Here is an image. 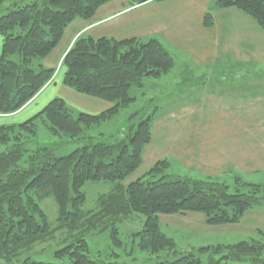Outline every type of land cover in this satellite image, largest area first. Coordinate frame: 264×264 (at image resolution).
<instances>
[{"label":"trees","instance_id":"1","mask_svg":"<svg viewBox=\"0 0 264 264\" xmlns=\"http://www.w3.org/2000/svg\"><path fill=\"white\" fill-rule=\"evenodd\" d=\"M0 0V113L13 115L30 103L54 79L56 68L45 59L76 18L90 19L110 0H33L5 7ZM150 0H131L134 4ZM215 8H238L252 17L264 31V0H216ZM212 24V14L204 18ZM175 58L159 40L152 38L78 37L65 54L63 84L74 91L104 100L111 107L98 114L72 110L62 98H54L36 115L18 124L0 126V264H62L35 261L25 255L37 243L61 235L63 246L55 257L71 264H125L89 256L87 236L109 231L113 242L122 245L119 224L134 214L144 223L135 233L138 246L149 253L153 264H227L241 261L264 264V244L243 240L226 247L212 246L203 263L195 253L180 252L175 240L161 227V214L200 212L210 225L239 222L247 211L264 201L262 185L249 184L248 191L234 192L224 182L208 177L196 179L168 173L167 159L157 161L146 173L126 182L143 163V153L152 140L159 117L154 112L141 118L136 127L119 135L95 136L92 132L136 101L134 85L144 86L146 77L158 78L173 70ZM76 112V114H74ZM136 115V114H133ZM61 139L54 146L30 147L38 134V121ZM76 147L58 154L62 145ZM24 160L26 166H22ZM112 182L101 194L95 209H85L87 182ZM58 205L57 224L52 226L40 205L46 197ZM62 231V232H61ZM207 249V248H206ZM175 254L174 260L160 259ZM212 253V254H213ZM211 254V255H212Z\"/></svg>","mask_w":264,"mask_h":264},{"label":"crops","instance_id":"2","mask_svg":"<svg viewBox=\"0 0 264 264\" xmlns=\"http://www.w3.org/2000/svg\"><path fill=\"white\" fill-rule=\"evenodd\" d=\"M215 1L110 0L92 18H76L45 59L46 66L56 68L52 82L16 114L0 113V126L30 119L54 98L79 112L108 109V102L63 84V58L78 37L155 38L196 65V100L156 119L143 163L168 156L189 161L196 164V179L264 166V70L246 67L264 61V31L242 10L217 9ZM207 13L212 14L209 26L204 22ZM2 48L0 36V56ZM247 216L248 225L263 222L257 215Z\"/></svg>","mask_w":264,"mask_h":264},{"label":"rangeland","instance_id":"3","mask_svg":"<svg viewBox=\"0 0 264 264\" xmlns=\"http://www.w3.org/2000/svg\"><path fill=\"white\" fill-rule=\"evenodd\" d=\"M20 1L19 4L29 3L33 0H7L5 7H13V4ZM8 12L4 9L0 15ZM175 58L176 65L172 71L164 74L158 78L146 77L144 86L137 87L134 85L132 94L136 96V101L133 102L128 108H123L120 113L113 119L103 122L101 126L95 128L92 132L95 136L100 133H105L106 137L119 135L122 130H127L129 127H136L140 118L154 112L159 117L165 116L175 109L186 106L189 102L196 100V65L188 60L187 56H182L177 53L173 47L167 46ZM259 63H249L246 66L254 70H264V61L260 60ZM220 65H216L219 68ZM251 70V71H252ZM201 72V71H199ZM111 104L108 103V108ZM107 110V109H106ZM76 114V112L74 113ZM136 114V115H133ZM158 117V118H159ZM61 139L54 135L48 126L42 121H38V134L36 140L33 139L29 144L30 147H37V143L41 145H56ZM76 146L73 143L62 145L57 150L58 154H65L72 151ZM6 146L0 144V152L4 151ZM144 155V153H143ZM159 156V155H157ZM144 159V158H143ZM167 159L170 163L168 173L179 174L196 178V164L191 162H182L171 156L168 157H151L145 160L142 166L136 171L126 182L143 175L146 173L157 161ZM264 162V161H263ZM187 163V164H186ZM22 166H26L24 160L21 162ZM194 165V166H192ZM218 179L234 192L236 188L241 191H248L249 184L262 185L261 195L264 196V166L259 167L253 171H244L240 174L227 171L223 173ZM237 176H236V175ZM112 182H87L83 190L86 193L85 209H95L97 206L98 197L101 194L109 192L113 188ZM40 205L45 211L48 221L52 226L57 224L59 215L58 205L54 197H46L40 201ZM250 215H257L261 217L262 221L258 226L252 224L248 225L244 222V217L237 223L223 224V225H210L206 221L204 213L200 212H186L177 214H161L159 216L160 225L164 232L172 237L180 252L188 253L193 252L200 256L203 263H207L210 256L216 258L222 257L227 250L222 253H213L211 247L222 245L224 247L235 244L243 240L261 241L264 244V201L260 205L246 212ZM255 219V217L250 218ZM249 220V219H248ZM144 223V216L142 214H134L130 218H126L119 224V237L123 244L117 245L113 242L109 231L104 232H91L88 234L89 251L88 254L92 258L106 259L109 261H118L125 264H153L155 261L150 258L148 252L143 251L138 246V237L136 232L142 229ZM62 232V231H61ZM64 233H57L53 239L37 243L25 255L30 256L35 261L44 262H60L62 264H71L66 261H60L55 257V251L63 246L61 243V235ZM207 248V249H206ZM213 253V254H212ZM163 251L160 259L174 260L177 258L175 254L165 255ZM212 254V255H211ZM227 264H249L248 262L241 261H227Z\"/></svg>","mask_w":264,"mask_h":264}]
</instances>
